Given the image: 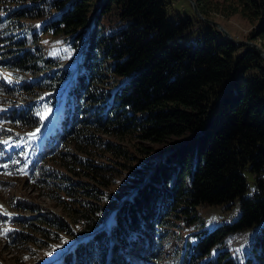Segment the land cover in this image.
Wrapping results in <instances>:
<instances>
[{"label":"trees","instance_id":"1","mask_svg":"<svg viewBox=\"0 0 264 264\" xmlns=\"http://www.w3.org/2000/svg\"><path fill=\"white\" fill-rule=\"evenodd\" d=\"M9 1L19 5L14 16L41 20L32 36L59 35L76 58L72 68L38 75L39 62L52 67L58 57L36 54L39 48L27 47L24 36L2 45L1 64L36 75L7 90L51 91L9 107L4 118L39 126L36 110L55 107L56 122L42 138L28 176L44 161L70 174L59 177L66 220L40 215L39 224L28 222L39 235L14 234L18 250L26 243L50 248L59 236L71 242L79 232L84 239L55 252L56 264H96L97 256L109 254V264H151L147 260L158 255L154 225H166L174 216L191 225L199 207L237 200L234 220L194 234L187 264H264V61L258 51L231 43L197 18L190 4V13L174 10L175 0H98L94 9L91 0ZM195 1L209 18L239 15L250 25L246 38L264 47V0ZM107 73L118 82L102 89ZM99 133L171 147L157 149L144 168L131 166L141 171L140 189L106 195L95 184L109 188L105 173L117 166L96 163L95 152L111 159L127 150ZM44 173L56 177L51 170ZM252 226L242 256L227 249L209 256L222 237ZM137 253L140 261L129 257Z\"/></svg>","mask_w":264,"mask_h":264},{"label":"rangeland","instance_id":"2","mask_svg":"<svg viewBox=\"0 0 264 264\" xmlns=\"http://www.w3.org/2000/svg\"><path fill=\"white\" fill-rule=\"evenodd\" d=\"M90 2L92 3L91 9H94L98 0H91ZM189 4V0H175L173 9L181 13H190L188 11L190 9ZM18 6L9 0L0 1V62L4 59L1 50L5 47H2V45L9 44L11 40L24 36L27 47L31 50L39 48L36 54H40L44 58L47 56L58 57V62L52 67H47L46 64L39 62V65L43 68L37 73L38 75L52 74V70H57L60 67L68 66L72 68L76 58L74 59L71 54L65 51L67 47L61 36L46 32L32 36V33L38 31L41 20L14 16L11 12ZM10 19L12 23L9 22ZM212 19L219 21L235 38L249 39L246 38V34L250 29V25L239 15L235 14L224 18L217 14ZM33 76L36 75L24 72L17 73L0 63V264H56V259L60 256L55 258V252H64L73 243L85 237L84 234L77 232L71 242L65 236H59V241L53 244L52 248H49L50 243H41V246L26 243L19 250L18 245L13 244L12 241L14 234L19 231L38 236L39 233L30 229L28 222L39 224L37 217L40 215L60 216L66 220L65 204L61 201L59 195V182L61 181L59 177L70 178V174L67 171L62 172L59 170L55 163L54 165L51 162L45 163L44 161L41 164L38 163L39 166H33V170L28 176L32 160H36L39 156L42 138L56 122L55 107L44 104L36 110L35 115L41 120L39 126L16 125L13 121L4 118V114L9 107L15 104L20 105L41 100L51 93L50 90L39 89L38 87H35V91L32 92L6 89V87L15 85L21 80H29ZM117 82L116 77L107 73L104 75V81L99 85L102 89H105ZM99 136L117 143L127 150V155L114 156V158L111 156V159H109L108 154L99 155L98 152H95L96 156H91L96 163L108 162L117 166V169L112 168L111 171L105 173L111 183L109 188L102 186L103 189H101L102 187L96 182L93 181V183H96L95 186L99 187L100 191L102 190L106 195L113 194L118 197L120 194L127 196L138 187L140 189L143 184V182L140 183V176L138 175L141 171L133 169L132 165L141 164V168H144L152 158L157 156V149H169L171 147V144L168 143L154 144L139 141L133 136L123 135L119 137L103 135L102 133H99ZM138 147L141 149H138ZM113 160H117L121 164H116ZM46 170H51L56 177H47L44 173ZM75 180L74 178L73 183ZM84 180L89 181V179ZM82 197L97 201L86 195ZM195 213L198 220L191 225L185 224L186 222L183 223L182 218L176 216L170 219L166 225H161V227L154 225L158 255L157 258L147 260L148 263L150 261L151 264H187L188 259L193 258L191 254L194 252L192 248L195 241L194 234L203 228L210 229L212 226L234 220L238 214V202L235 200L234 204L230 206L199 207ZM22 218H26L28 221L20 226L18 223H21ZM255 228V226H252L225 235L213 247L209 256L226 249L230 250L233 256H242L248 249ZM52 234V236L56 235L53 232ZM116 255H119V250ZM109 257L110 254L106 258L97 256L95 263L109 264ZM129 257L132 260L140 261L139 253Z\"/></svg>","mask_w":264,"mask_h":264},{"label":"water","instance_id":"3","mask_svg":"<svg viewBox=\"0 0 264 264\" xmlns=\"http://www.w3.org/2000/svg\"><path fill=\"white\" fill-rule=\"evenodd\" d=\"M190 5L193 9L194 14L197 16V18H199L200 20L215 26L217 29H219L224 36L233 44L241 46V45H248L251 47H254L258 53L260 54V56L262 57L263 61H264V47L261 45L260 42H258L255 39H237L234 36L231 35V33L217 20L209 18L204 16L198 6L195 0H189Z\"/></svg>","mask_w":264,"mask_h":264}]
</instances>
